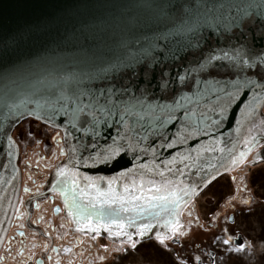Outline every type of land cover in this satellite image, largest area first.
Returning <instances> with one entry per match:
<instances>
[{
  "label": "snow or ice",
  "instance_id": "snow-or-ice-1",
  "mask_svg": "<svg viewBox=\"0 0 264 264\" xmlns=\"http://www.w3.org/2000/svg\"><path fill=\"white\" fill-rule=\"evenodd\" d=\"M13 4V14L0 10V62L35 45L91 37L92 46L81 48L82 61L54 62L23 87L0 82V136L7 141L0 154L8 163L15 155L13 125L35 118L59 129L54 139L66 145L60 149L66 160L55 167L49 191L63 196L79 232L95 238L104 231L132 250L138 240L162 246L138 264H217L251 247L232 235L236 220L226 214L216 217L222 222L207 245H195L186 258V245L174 260L160 258L185 235L180 217L188 199L221 168L245 163L264 139L252 135L257 121L264 129V0ZM245 124L252 125L248 135L234 139ZM261 159L257 153L251 162ZM82 169L116 170L93 176ZM253 202L251 195L233 197L229 207L251 210Z\"/></svg>",
  "mask_w": 264,
  "mask_h": 264
},
{
  "label": "flooded vegetation",
  "instance_id": "flooded-vegetation-1",
  "mask_svg": "<svg viewBox=\"0 0 264 264\" xmlns=\"http://www.w3.org/2000/svg\"><path fill=\"white\" fill-rule=\"evenodd\" d=\"M28 120L27 133L30 134L33 129L31 122L35 121L33 124L38 127L36 130L40 137L27 152V157H20L19 147L21 186L10 226L0 247V264H36L38 260H42L44 264H56L57 260L60 264H68L69 260L72 264H126V259L130 260L131 257L137 256L143 247L153 244L154 240L138 242V248L132 250L127 243L122 245L121 242H111L105 237L93 238L90 233L77 231L76 225L65 212L61 195L57 191H49L52 171L65 158L60 155V149L65 148L63 141L59 137L54 139L58 129L32 118ZM18 132L22 133V129ZM261 149L262 146L251 156L254 157ZM30 154H33L34 158H29ZM246 165H241L236 170L240 171ZM261 165L263 164L252 166L251 169ZM218 186L222 187L224 184L220 183ZM25 188L28 189L27 192ZM37 192L43 195L37 196ZM235 215L236 212L232 213L234 218ZM237 233L243 236L241 230ZM175 245L181 247L182 240L180 244ZM121 247L127 248V252L117 251ZM53 248L58 249V252H53ZM65 248H70L71 252H65ZM169 255L174 259L172 251ZM48 256L52 257L51 261L47 259ZM29 257L31 259H28Z\"/></svg>",
  "mask_w": 264,
  "mask_h": 264
},
{
  "label": "rangeland",
  "instance_id": "rangeland-1",
  "mask_svg": "<svg viewBox=\"0 0 264 264\" xmlns=\"http://www.w3.org/2000/svg\"><path fill=\"white\" fill-rule=\"evenodd\" d=\"M28 121L26 119L16 127L21 152L20 157L25 155L27 157V152L40 137L36 130L38 127L33 124L35 121L31 122L33 129H31L30 134L27 133ZM19 129H22V133L18 132ZM22 134H25V136H22ZM29 158H34V155L30 154ZM251 158L252 156L248 160ZM260 164L263 165L254 167L252 170L251 163H248L240 171L233 170L219 176L188 204L183 211L186 216L182 222L185 235L180 238L182 245L187 246V251L184 253L185 257H187L189 251L193 250L195 245H200L202 242L203 245L209 243V238L215 232L217 224L222 222V220L217 221L216 217L222 218L226 214L232 215L234 213L229 207L233 197L239 200L241 198L247 199L251 195L254 198L251 210L248 205L243 203L235 210L237 226L232 231V235L238 238L237 231L241 230L243 236L248 238V241H246L251 247L244 252L233 254L230 259L225 258L224 261H221L218 258L217 264H264V196L261 195L264 193V163ZM233 177H236V179L234 180ZM220 183L224 186L219 187ZM245 184L248 186L247 189L244 187ZM154 241L153 244L147 245L141 251H138L137 256L131 257L130 260L126 259V264H138V262L148 259L149 256L155 258L156 248H162V246H158L157 242ZM170 247L175 259L178 254L176 250L181 247L177 245H170ZM232 247H236V245L233 244ZM165 250L162 249L163 255L160 258L166 261L174 260Z\"/></svg>",
  "mask_w": 264,
  "mask_h": 264
},
{
  "label": "water",
  "instance_id": "water-1",
  "mask_svg": "<svg viewBox=\"0 0 264 264\" xmlns=\"http://www.w3.org/2000/svg\"><path fill=\"white\" fill-rule=\"evenodd\" d=\"M0 10H3L5 16L13 14L15 12L13 0H0ZM89 46H92L91 37H89V40L87 41V43L81 38V39H70L58 45L57 44H51V45L45 44V45H35L32 47L26 48L24 51H22L17 56L12 57L11 59H5L4 61L0 62V82H2L3 85H8L10 87H16V86L23 87L26 85L28 80L35 79L36 76L41 71L51 68L54 62L61 64V65H68V64L82 61L83 53L81 52V48H87ZM3 91H4V88L0 86V93H2ZM0 99H2V96H0ZM32 119L37 120L35 118H32ZM24 120L26 119H22L18 124L13 125L9 132V134L12 136L15 142V155L11 157V163H8V158L6 156H4L3 154H0V163L8 164L7 168L0 167V247L7 234L8 228L10 226V223H11V220H12L15 208H16L19 192H20L21 171L18 165L19 145H18V140H17L16 127L20 123H22ZM47 126H50V125H47ZM50 127L55 128L53 126H50ZM232 127L235 128L236 126L233 124ZM248 127H252V125L245 124L241 126L238 132L233 131L232 132L233 138L234 139L239 138L242 140L244 136L248 135V132H247ZM257 133L264 134V129H262L259 126V121L256 122V127L253 129L252 135H257ZM0 145H2L5 148L7 147V141L3 136H0ZM64 146L66 148L65 144ZM230 146L231 145H229V147ZM260 146H262V149L258 151V153L261 155V157H264V139H262L260 140V143L258 146H254L252 148V151L248 154V157L245 163L236 165L234 168L230 169L227 172H225L224 169L221 168L220 175L216 176V179L225 173H229L233 170H236L241 165H246L248 162L251 163V166H256V165H259L260 163H264V159H261L257 161L255 164H253L251 161L256 155L251 160L248 161V158ZM238 150H243V144L238 145ZM217 155H219V153H217ZM65 160H66V156L59 165H61ZM54 170L52 171V174L50 176V182L53 179ZM115 170L116 169H111V170L110 169H100L97 171L94 169H82L83 172H86L88 175H93V176L113 175ZM213 175H215V173H213ZM205 188L206 187H201V189L198 190L195 195L191 196L188 199L187 204L181 209V212H182V215L180 217L181 223L183 222V219L186 217L183 212L184 209ZM57 192L60 194L58 190ZM61 198L63 202L62 195H61ZM65 212L67 214L66 208H65ZM69 218L73 221L71 217ZM158 230L162 231V229H158ZM90 236H94V234L90 233ZM96 236L105 237L111 242H121L120 239L110 237L104 231H101V233ZM240 237L241 235H239L237 239H239ZM134 239H138V238L134 237Z\"/></svg>",
  "mask_w": 264,
  "mask_h": 264
},
{
  "label": "bare ground",
  "instance_id": "bare-ground-1",
  "mask_svg": "<svg viewBox=\"0 0 264 264\" xmlns=\"http://www.w3.org/2000/svg\"><path fill=\"white\" fill-rule=\"evenodd\" d=\"M253 158V157H252Z\"/></svg>",
  "mask_w": 264,
  "mask_h": 264
}]
</instances>
